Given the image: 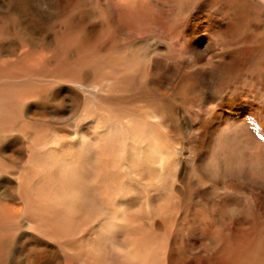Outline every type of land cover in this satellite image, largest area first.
<instances>
[{"label":"bare ground","instance_id":"1","mask_svg":"<svg viewBox=\"0 0 264 264\" xmlns=\"http://www.w3.org/2000/svg\"><path fill=\"white\" fill-rule=\"evenodd\" d=\"M87 1L0 0V264H253L227 135L261 132L264 0H94L105 28L67 27Z\"/></svg>","mask_w":264,"mask_h":264},{"label":"rangeland","instance_id":"2","mask_svg":"<svg viewBox=\"0 0 264 264\" xmlns=\"http://www.w3.org/2000/svg\"><path fill=\"white\" fill-rule=\"evenodd\" d=\"M59 1L61 3L64 2L66 8L70 7L69 10L72 7H75V3L72 2V0H67L69 2H67L66 0H59ZM54 5H56V3ZM76 6H77V4H76ZM98 7H99V9H98ZM43 10H44L43 12L46 16L45 18L50 21V22L49 21H45V22L43 21L45 23V24H43V27L45 28V30L47 28H55L56 29V27L62 22V20H66L67 15H68L67 14L68 12H65L62 14H57V13H54L56 11L45 9V7ZM99 10H100L99 4L97 2H95L94 0L87 1L86 5H83V2H81L79 7L73 13V17L70 20V24L67 27L72 26V25L74 26L75 23L79 22V19H81L80 21H82V22L85 21V23L88 24V22H87L88 17L86 15V13L91 12L92 14H94V18L96 17L95 20L92 19V21L95 22L94 26L99 28L100 26L103 25V27L105 28V24H103V18L100 15ZM97 17H99V19H97ZM97 25H100V26H97ZM111 35H113V34H111ZM153 42H150V45H156L157 44V42H155V41H153ZM60 44L63 46L62 43H60ZM158 44H159V45H157L158 47H162V45H163L161 43H158ZM163 50L165 51V49H163ZM116 52H118V51H116ZM115 56H118V53H116ZM259 90L260 89L253 88L252 85L249 84V85H247L246 89H244L245 95L244 94L243 95L245 96V98H247L249 100L248 102L254 101L256 103L257 102L264 103V94L262 93L263 91L262 90L259 91ZM239 92L240 91L237 90V93H239ZM246 93H247V95H246ZM246 110H247V108H246ZM259 111H263V113H264V108L260 109ZM253 113H255V111ZM262 115L264 118V114H262ZM255 123L258 126L257 128L260 129V131H261L260 133H258L256 130H254L253 127H252L253 130H252L249 125L245 124L244 126L236 127V129H234V133H232L231 135H227V137L230 138L232 136V138H230V139H232V140L234 139L232 142L233 148L230 150L233 153L232 156H233L234 161L232 163V167L235 170L234 172H236L237 176H238V174H240L242 176L247 174V176H249L248 180L251 182L252 187H251V189H249V191L245 197L250 202L252 212L255 214V211L257 210L256 213L257 212L260 213L258 216L260 218L256 219V221H254L251 224L250 242L254 246V249H252V263L253 264H261V262L263 263V257H264V255H263V253H264V242L263 243L261 242V240L264 239V194L260 191L261 188H263V190H264V135H263L264 134V127L261 128L260 126L262 124L264 126V121H263V119H260V120H257ZM188 142H189L188 140H185V142L184 141L182 142V147L180 149L181 151L175 150V156H176V154L180 153L181 154V161H183L182 165H181L182 168L180 170H182L187 165V162L185 160L189 159L190 156H194L196 154L194 147L189 146ZM185 149H187V150H185ZM190 150H191V152H190ZM237 160H238V162H237ZM243 165H245V166H243ZM257 190H259V191H257ZM237 196L240 198V200L243 199L241 192H238ZM237 204H238V207H236L237 213H240L241 209H242L241 208L242 202L241 201L237 202ZM256 247H257L258 251L256 250Z\"/></svg>","mask_w":264,"mask_h":264}]
</instances>
